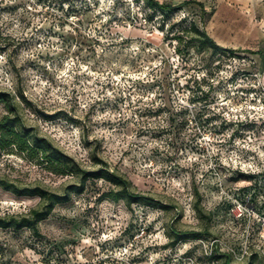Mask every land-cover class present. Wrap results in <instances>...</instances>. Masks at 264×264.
<instances>
[{
	"label": "rangeland",
	"instance_id": "rangeland-1",
	"mask_svg": "<svg viewBox=\"0 0 264 264\" xmlns=\"http://www.w3.org/2000/svg\"><path fill=\"white\" fill-rule=\"evenodd\" d=\"M204 1L203 15L194 3L164 15L142 0H0V119L17 116V131L80 169L102 166L95 157L170 206L101 199L110 185L90 180L39 222L38 236L0 229V264H220L211 249L264 264L260 214L241 195L264 182V98L250 57L264 42V0H234V15ZM190 24L232 53L187 46ZM0 178L58 193L78 181L12 146L0 149ZM195 192L209 219L194 210ZM238 203L250 222L236 218ZM39 206L0 188V216ZM171 229L206 233L172 247ZM246 237L249 255L235 260L230 249Z\"/></svg>",
	"mask_w": 264,
	"mask_h": 264
},
{
	"label": "trees",
	"instance_id": "trees-1",
	"mask_svg": "<svg viewBox=\"0 0 264 264\" xmlns=\"http://www.w3.org/2000/svg\"><path fill=\"white\" fill-rule=\"evenodd\" d=\"M144 5L151 11L152 14H171L181 10L186 5L191 3L196 4L201 14H205L204 5L196 0H184L177 5L166 4L158 0H142ZM173 27H171L172 29ZM192 32L193 36L189 38L187 46H196L200 48H207L212 55H230L232 50L223 48L216 44L212 38L205 32V30L197 27L195 24H190L188 30ZM174 40L177 41L176 51L179 53V42L183 41V37L176 35ZM0 101H4V96L0 95ZM19 118L17 116H4L0 119V149L7 147H14L25 158L30 161H37L44 165L48 171L59 175H75L78 178L76 183L68 184L64 187L62 192H52L41 188L39 186H24L19 187L5 179L0 178V188L8 191L18 197L37 196L40 199V206L30 209L25 214H8L0 216V229H27L33 236L39 235L38 224L48 217L54 206L68 201L71 194H80L83 192L85 185L90 180L102 179L106 181L110 187L107 191L100 194L101 199H111L113 201L122 200L126 205L141 204L147 207L158 208L161 210H168L170 206L160 202L159 200L134 191L131 188L130 181L124 176L110 171L106 164H103L99 159L93 158L96 163H101L102 166L94 170H82L78 164L68 155L54 147L48 140L31 135L28 131L20 133L15 129L19 125ZM196 194V202L193 204L194 210L200 218L209 219V216L203 214L200 205L199 194ZM239 193H237L238 195ZM243 198H247L252 209L258 211L260 216L264 217V182L258 181L257 186H253L249 190L241 193ZM259 224L256 227L258 230ZM173 240L170 246H175L177 241L184 239H197L206 232L199 231H177L171 229ZM237 251L239 248H235ZM223 260L220 264H233L231 259L226 254H218L216 251L209 255V259L217 261ZM251 258L255 255H250ZM247 264H251L248 262Z\"/></svg>",
	"mask_w": 264,
	"mask_h": 264
},
{
	"label": "crops",
	"instance_id": "crops-1",
	"mask_svg": "<svg viewBox=\"0 0 264 264\" xmlns=\"http://www.w3.org/2000/svg\"><path fill=\"white\" fill-rule=\"evenodd\" d=\"M204 0H202V3L204 5ZM216 8L218 9L217 12L220 11V14H231L234 15V10L232 8H229L228 5L232 4L234 5V0H215ZM234 7V6H233ZM205 8V7H204ZM219 45L222 42H219ZM251 54L250 57L252 59L253 63V72L254 75L258 77V81L262 88H264V42L260 44L257 42L253 48H251Z\"/></svg>",
	"mask_w": 264,
	"mask_h": 264
},
{
	"label": "built area",
	"instance_id": "built-area-1",
	"mask_svg": "<svg viewBox=\"0 0 264 264\" xmlns=\"http://www.w3.org/2000/svg\"><path fill=\"white\" fill-rule=\"evenodd\" d=\"M255 77H257L255 75ZM258 79V77H257ZM259 83V81H258ZM260 85V83H259ZM260 88H261V93L263 95V98H264V88L261 87L260 85ZM247 199V198H246ZM243 204L241 203H238V214L236 216L237 219H243V221H246L247 222H250L251 219H252V216L251 215H248V216H245L243 214ZM246 217V218H244ZM257 217V222H259V235L262 239H264V217H261V216H256ZM214 243V249L217 248L218 244H222V242L220 240H214L213 241ZM249 242H248V238L246 237V239L243 241V243L241 244V247L239 248V250L237 251L235 248L234 250L233 249H230L231 253L234 254V259L235 260H238V261H242L244 258H246L248 255H249ZM212 250H210V252L208 253V255H210L212 253ZM217 252V251H216ZM219 254V252H217Z\"/></svg>",
	"mask_w": 264,
	"mask_h": 264
}]
</instances>
